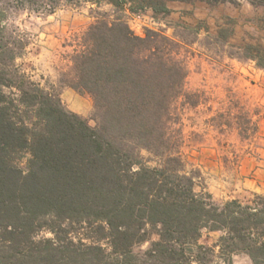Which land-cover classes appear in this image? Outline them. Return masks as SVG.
I'll use <instances>...</instances> for the list:
<instances>
[{
    "label": "trees",
    "instance_id": "1",
    "mask_svg": "<svg viewBox=\"0 0 264 264\" xmlns=\"http://www.w3.org/2000/svg\"><path fill=\"white\" fill-rule=\"evenodd\" d=\"M167 1L0 0V264H235L236 253L264 264V195L217 203L183 158L180 109L199 96L184 89L177 41L103 14L75 36L62 82L92 96L93 126L17 62L27 39L12 11L106 3L166 15ZM245 49L264 69L260 47ZM241 118L239 135L255 134ZM204 230L220 232L213 245Z\"/></svg>",
    "mask_w": 264,
    "mask_h": 264
},
{
    "label": "rangeland",
    "instance_id": "2",
    "mask_svg": "<svg viewBox=\"0 0 264 264\" xmlns=\"http://www.w3.org/2000/svg\"><path fill=\"white\" fill-rule=\"evenodd\" d=\"M166 4V15H154L151 9L135 13L126 7L114 12L106 3L67 6L50 14L16 10L8 14L7 23L27 39L17 60L26 73L57 92L66 109L92 126V96L62 82L70 70V43L75 36L103 14L123 17L135 34L156 29L177 41L186 68L184 89L189 101L199 96L197 105L186 103L181 108L177 103L184 134L181 150L188 168L200 171L198 189L204 188L217 203L233 198L247 202L255 194L264 195V69L245 56L250 51L247 45L264 52V7L247 0H169ZM239 112L242 129L251 127L249 119L257 122L255 134L239 135ZM244 133H251V128ZM27 156L22 154V167ZM42 235L49 233L41 230L36 237ZM219 235L204 230L201 242L211 246ZM232 259L235 264L250 261L244 253Z\"/></svg>",
    "mask_w": 264,
    "mask_h": 264
}]
</instances>
